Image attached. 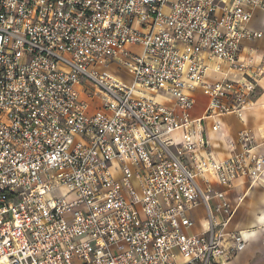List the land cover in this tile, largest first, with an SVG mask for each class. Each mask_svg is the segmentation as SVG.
Instances as JSON below:
<instances>
[{
	"label": "built area",
	"instance_id": "2783aa9c",
	"mask_svg": "<svg viewBox=\"0 0 264 264\" xmlns=\"http://www.w3.org/2000/svg\"><path fill=\"white\" fill-rule=\"evenodd\" d=\"M257 9L264 0H0V264H221L246 250L252 231H225L229 192L262 181L264 155L244 131L220 159L204 122L253 105L262 68L243 42L264 35L250 27ZM214 61L240 78L209 81ZM198 93L209 102L194 119Z\"/></svg>",
	"mask_w": 264,
	"mask_h": 264
},
{
	"label": "crops",
	"instance_id": "0c3cea01",
	"mask_svg": "<svg viewBox=\"0 0 264 264\" xmlns=\"http://www.w3.org/2000/svg\"><path fill=\"white\" fill-rule=\"evenodd\" d=\"M250 27L255 32H264V9L256 10ZM243 43L244 58H249V54H251L256 68H262L260 73L262 76L253 95V105L251 109L244 112L242 119L230 114L204 122L205 140L209 142L210 147L220 159H229L241 151L240 147L233 150L230 147V142L244 131L251 132L255 140V152L258 155H264V60L262 59L264 56V35L261 39ZM212 67L219 71H211L208 75L209 81L222 80L226 77L225 74L231 78H240L237 73L230 71L227 64H222L220 61H214ZM208 102V98L203 93H198L193 111L194 119L201 118L205 114ZM214 122L221 126L218 131L213 130ZM229 198L237 211L225 231L252 232L246 250L240 252L232 261L221 264H264V178L252 188H249V181L246 178L237 180L229 192ZM239 198H243L242 203H238ZM205 218L206 213L203 207L192 213V220L196 224L193 233H199L202 230Z\"/></svg>",
	"mask_w": 264,
	"mask_h": 264
},
{
	"label": "rangeland",
	"instance_id": "374dc122",
	"mask_svg": "<svg viewBox=\"0 0 264 264\" xmlns=\"http://www.w3.org/2000/svg\"><path fill=\"white\" fill-rule=\"evenodd\" d=\"M108 73H110L112 76H115L116 78L120 79L122 82H124L125 84H130L131 82V77L123 70L117 67V65L111 66L106 70ZM84 84H87L86 82H84ZM97 96H101V93L98 92ZM160 100V99H159ZM201 106V105H199ZM198 106V108H199ZM80 141V137H75V142H79ZM68 191L66 188H62L59 189L57 191L53 192V195L51 197H63L68 195Z\"/></svg>",
	"mask_w": 264,
	"mask_h": 264
}]
</instances>
